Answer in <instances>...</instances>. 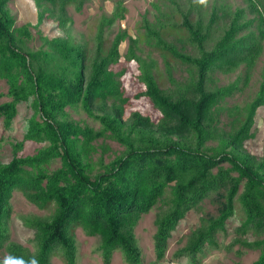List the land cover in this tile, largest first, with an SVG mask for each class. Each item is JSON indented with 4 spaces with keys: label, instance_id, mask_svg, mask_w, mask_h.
<instances>
[{
    "label": "trees",
    "instance_id": "1",
    "mask_svg": "<svg viewBox=\"0 0 264 264\" xmlns=\"http://www.w3.org/2000/svg\"><path fill=\"white\" fill-rule=\"evenodd\" d=\"M32 1L38 24L53 20L65 30L66 8L80 12L87 0ZM124 1L116 0V9ZM9 2L0 0V80L6 83L9 98L0 104V123L4 131L9 129L17 105L29 102L33 113L23 141L42 147L31 155L14 153L8 162H0V252L6 254L0 264H51L55 256L75 264L73 232L78 228L87 237L99 238L104 264H109L114 251L127 264H140L134 228L165 200L166 210L155 220L156 261L163 259L178 223L207 200L216 214L200 220L175 258L198 264L206 247L217 246V234L225 232L238 208L242 220L235 229L236 241L250 231L260 236L242 244L259 252L251 264H264V133L260 156L244 148L254 136L256 111L264 106V67L254 97L243 107L223 106L241 90L236 81L213 86L214 74H230L242 65L247 82L264 40V0H247L255 15L252 19L244 18L243 9L228 15L226 8L212 3L204 15L206 3L170 0L175 23L168 25L164 13L165 22L157 19L150 24L144 19L140 25L144 33L138 39L129 37L120 72L111 67L121 59L119 47L127 35L121 32L110 42L104 39V28L112 26V18L97 24L88 43L56 35L45 37L41 48L31 50L25 43L30 38L28 26L15 27ZM175 30L185 31L186 38L174 41L186 42L196 54L183 52V47L177 49L167 40ZM142 38L166 67L176 62L189 68L182 87L162 88L160 76L153 72L155 65L135 54ZM134 77L135 89L130 83ZM127 107L133 110L125 120ZM67 108L82 110L101 128L95 132L70 119ZM221 112L228 118L224 132L217 128ZM100 137L124 149L106 165L98 159L99 170L93 172L90 157L96 147L92 142ZM215 139L216 144L209 145ZM54 161H59V167L48 171ZM13 192L21 193L38 210L53 208L48 219L25 222L34 233L33 252L9 240Z\"/></svg>",
    "mask_w": 264,
    "mask_h": 264
},
{
    "label": "rangeland",
    "instance_id": "2",
    "mask_svg": "<svg viewBox=\"0 0 264 264\" xmlns=\"http://www.w3.org/2000/svg\"><path fill=\"white\" fill-rule=\"evenodd\" d=\"M169 1L170 0H125L121 3L119 8L116 9L114 6L116 0H87L80 12L74 11L72 7L66 8V16L69 22L65 30L57 28L56 22L53 20L38 24L37 10L32 0H10L8 3V10L14 19L15 27H20L22 25L28 26L30 38L25 40V43L26 47L31 50H38L41 48L45 37L51 38L56 35L63 37L70 35L79 43H88L94 36L97 24L103 19L112 18V26L104 28V39L110 42L117 33L125 32L127 35L124 42H122L119 47L121 59L118 64L111 67L114 72H120L125 67L124 56L127 53L130 43L129 37L138 39V35L144 33V30L140 28L144 19L150 24L155 23L157 19H163V22H165L166 19L161 17V13H164L169 17L167 21L168 25L175 23L171 16L174 11L173 9L170 10ZM181 1L182 0H180V2ZM212 3H216L217 6H223L224 9L226 8L228 15H232L236 9H243L245 19H252L255 17L249 10L247 0H206V9L203 10L202 14L206 15L210 12L209 5ZM217 15L219 19H221L220 22H222V11L218 10ZM176 19L175 21H178V19ZM227 21L228 18H225L224 22ZM253 29L255 28L253 27ZM184 32L185 31L175 30L168 36L167 40L173 42L177 49L183 47V52L196 54V50L186 44V42L180 44L174 41L175 38L184 40L186 38ZM137 47L138 49L135 51L136 56L145 63L152 62L155 65L156 69H153V72H156L160 76L161 80L159 79V84H163L162 88H164V90L169 91L174 90L175 87H182L189 78V68L187 66L171 62L168 67H166L161 56L144 40V38H142L141 41L137 40ZM263 67L264 40L261 42V53L248 73L246 83H244L245 74L243 65L230 74H214V87H223L234 81L237 82L238 87H241L239 92L234 93L233 97L227 98L225 102H223V106L243 107L246 103L250 102L257 91ZM136 78L137 77H134L130 81L133 85V89L138 88L137 85L133 83ZM170 78L173 80L172 82L169 80ZM127 86L129 85L127 84ZM6 92L7 85L3 80H0V104L9 100L6 96ZM132 110L133 109L129 107L125 109L123 116L125 120L130 116ZM32 113L29 102L20 103L17 105V113L9 129L4 131L0 123V162H8L14 153L18 156L31 155L42 147L32 142L23 141L27 121ZM67 113L70 119L91 127L95 132L101 128L98 122L89 118L80 109L74 110L67 108ZM217 120V128L219 131H227L228 118L226 114L221 112ZM253 133V138L245 142L244 148L248 153L254 156H260L264 133V106L256 111ZM217 135L218 133L215 135V138ZM18 144H22L20 148H17ZM92 144L96 147V152L90 157L92 166L94 167L93 172L99 170V165L97 163L98 159H101L103 164L106 165L114 160L116 156L120 155L124 149L117 142L105 137L95 139ZM215 144L216 139L209 142L211 146ZM58 167L59 161H54L47 167V170L52 171ZM165 201H160L149 213L143 215L134 228L137 246L141 252L140 264H190L185 257L175 258V253L186 244L187 236L199 226L200 220L206 214H216L214 206L207 200L201 204L198 210H192L187 213L172 232L163 259L156 261L153 246L154 234L156 232L155 220L159 214L166 210ZM9 207L10 214L7 224L9 240L33 252L35 249L32 242L34 233L30 228L25 226V222L34 218L42 220L48 219L53 213V208L50 207L46 210H38L34 205L27 202L19 192H13ZM241 220L242 214L238 208H236L234 215L228 220L225 226V232L217 234V246L215 248L206 247L204 252L197 258L198 264H251L258 258L259 252L245 247L242 242L249 243L260 239V236L250 231L247 235L236 241L238 235L235 233V229L239 226ZM73 238L76 246L75 264H104L102 251L99 249L100 240L98 237H87L82 230L78 228L73 232ZM0 259H6V254L3 251L0 252ZM51 264L65 263L59 256H55L51 258ZM109 264L127 263L123 260L120 252L114 251L111 255Z\"/></svg>",
    "mask_w": 264,
    "mask_h": 264
},
{
    "label": "clouds",
    "instance_id": "3",
    "mask_svg": "<svg viewBox=\"0 0 264 264\" xmlns=\"http://www.w3.org/2000/svg\"><path fill=\"white\" fill-rule=\"evenodd\" d=\"M199 2H200L201 4H204V3H206V0H199Z\"/></svg>",
    "mask_w": 264,
    "mask_h": 264
}]
</instances>
